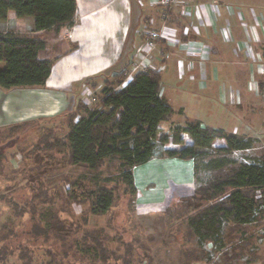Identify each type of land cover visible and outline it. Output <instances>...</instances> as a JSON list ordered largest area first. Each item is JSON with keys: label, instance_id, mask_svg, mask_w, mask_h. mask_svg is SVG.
<instances>
[{"label": "trees", "instance_id": "1", "mask_svg": "<svg viewBox=\"0 0 264 264\" xmlns=\"http://www.w3.org/2000/svg\"><path fill=\"white\" fill-rule=\"evenodd\" d=\"M9 10L14 11L19 18L32 17L33 28L39 31L63 24L71 25L76 1L0 0V20L6 19ZM45 47L46 43L41 39L0 33V88L44 87L53 65V60L39 58V52ZM126 75V70H123L111 73L110 78H104L102 90L92 96L94 106L89 107L85 100L79 99L75 109L65 115V134L62 137L58 135L62 132L61 127L50 128L51 134L46 138H38L21 161H31V157L50 153L54 159L66 160L67 165H84L94 171L105 160L115 158L122 168V183L135 200L137 190L132 172L134 167L153 157L191 160L195 188L192 196L182 203L186 207L182 216L186 218L187 229L197 243L203 248L209 247L213 254L218 253L225 248L226 224L230 226L227 228L229 230L248 226L257 222L258 215L264 211V200L260 196L264 189V154L244 162H236L227 156L205 160L206 154L214 147L212 144L216 140H223L225 146L213 148V151L227 153L248 150L257 138L209 127L199 120L186 121L183 126H171L170 134L159 135L160 123L169 120L173 114V109L160 93L161 73L147 69L135 73L125 82ZM101 77L102 74L88 77L83 83L93 88L94 92L99 87L97 80ZM115 115L118 116L117 121L113 120ZM40 121H27L0 129L1 165L6 161V152L16 140L28 129L39 128ZM182 134L192 140L191 145H183ZM169 141L183 146L165 149L164 144ZM11 157H15V154ZM30 165V169H39L34 162H30ZM199 170L208 174L205 183L197 176ZM24 172L18 167L14 169L12 179L0 175V185L15 177L24 178ZM69 179L64 178L67 182L71 181ZM176 198L183 197L173 191L168 202ZM8 199L12 203L14 196L10 194ZM113 203L112 190L101 188L92 195L90 211L93 215L103 216L109 212ZM12 205L15 206V202ZM31 218L34 219V216ZM43 227L33 224L25 240L30 242L31 239L34 241L39 238L41 233H45ZM53 231L50 234L54 245H49L43 254L49 259L40 261L38 256L35 257V249H28V245L17 247L19 254L16 256L15 251L8 248L14 234L8 233L4 237L8 241L2 246L3 254L0 253L7 259L3 262L0 256V264H8L13 257L14 263L19 261L18 264H86L81 256H84L85 250L93 256V263L89 264H116L120 259L114 253L117 249L109 251L98 234L85 233L82 237L80 232L69 231L64 236L61 234L65 233ZM121 246H130L131 249V245L125 242ZM204 254L208 255L209 252L204 251Z\"/></svg>", "mask_w": 264, "mask_h": 264}, {"label": "rangeland", "instance_id": "2", "mask_svg": "<svg viewBox=\"0 0 264 264\" xmlns=\"http://www.w3.org/2000/svg\"><path fill=\"white\" fill-rule=\"evenodd\" d=\"M170 22H173L171 15ZM206 43L207 49L200 46L193 48L199 53L193 54L192 50H188L184 58H190L186 61L189 66L193 64V67L198 61L206 60L207 74L213 75V90L203 93L196 85L190 83L184 85L185 81L172 84L180 78L172 72L174 71L173 59L170 55L166 76L163 78V91L168 93L175 87L178 96L169 98V101L173 106L182 103L185 108L184 113H177L170 121L160 123V135L161 133L170 134L172 124L183 126L185 117L199 118L205 125L221 127L227 131L257 138L252 148L227 153L213 151V148L225 146L223 140H216L212 144L214 147L206 154L205 160L211 157L227 156L236 162H244L259 157L264 154V87L257 84L259 100L255 98L246 101L247 103L244 102L241 107L234 106L233 110L223 107L232 102L233 95L229 93L231 88L240 90L243 95L248 93L244 90L245 72L249 60H252V57L257 58V50L254 46H250V53L240 52L233 44L224 42L219 34L207 38ZM189 66L185 67L181 79L189 78L188 72L194 74V70L189 71ZM99 83L102 84V82ZM102 88L103 84L94 92L93 88H89L90 93L83 90L82 93L71 95L70 112L75 109L79 99L85 100L89 107H93L92 96L100 93ZM5 90L0 89L3 94L6 93ZM9 90L12 92L17 88ZM242 114L249 119L244 118ZM65 115L44 118L40 121L39 128L28 129L6 152V161L0 164V175L8 179L13 178L14 169L18 167L25 171L24 178L15 177L14 180L7 183L1 182L2 185H0L1 254H3L2 246L8 241L4 237L12 232L14 235L10 234L12 242L10 245L8 243V248L13 249L16 256L19 254L17 247L22 248L28 245V249H35V257L38 256L39 261L47 260L49 257L43 254L49 245H54L52 234H50L54 233V229L65 233L61 234L64 236L69 231L80 232L82 237L85 233L98 234L109 251L117 249L114 253L120 259L116 264H264V211L258 215L257 222L248 226L229 230L227 228L230 226L226 224L225 248L218 253L213 254L209 247L203 248L197 243L187 229L186 218L182 216L186 208L182 203L192 196L195 188L194 177L185 185H178L176 188L167 186L168 190L161 191V200L152 202L150 199L155 196L154 194L149 196L148 191L137 195L136 200L128 194L120 178L122 171L120 162L115 158L105 160L94 171L84 165H67L66 160L54 159L50 153H42L31 157V161L22 162V157L32 149V144L38 138H46L45 136L51 134L50 128L61 127L62 132L58 135L62 137L65 134L67 129ZM228 118L231 121L227 123ZM117 119L118 116L115 115L113 120L117 121ZM247 120L250 121L247 122ZM183 144L191 145L192 140L187 137L185 141L183 140ZM12 154H15V157H11ZM30 162H34L39 169H30ZM197 176L204 183L208 179V174L200 170ZM65 177H69L71 181L67 182L64 180ZM67 187H69L68 191ZM101 188L112 190L114 203L107 214L93 215L90 211L92 195ZM172 189H176L183 198L168 202ZM10 194L14 196L12 203L15 202V206L8 199ZM260 196L264 200V189L260 192ZM32 216L34 219L31 218ZM33 224H39L41 227L43 225L45 233H41L36 240L31 239L27 242L25 238ZM124 242L130 244L131 249H129L130 246L129 248L121 246ZM204 251L209 254H204ZM202 255L206 256L198 259ZM81 256L87 262L86 264L93 263L91 252L88 253L85 250L84 256ZM69 258L71 259V256ZM6 259V256H1V261L6 262ZM14 262L13 257L8 264L19 263V261Z\"/></svg>", "mask_w": 264, "mask_h": 264}, {"label": "crops", "instance_id": "3", "mask_svg": "<svg viewBox=\"0 0 264 264\" xmlns=\"http://www.w3.org/2000/svg\"><path fill=\"white\" fill-rule=\"evenodd\" d=\"M75 1L76 10L71 25L36 31L32 17L19 18L12 10L7 12L5 20H0V33L44 40L46 47L39 52V58L53 60L44 87L17 88L12 92L6 89L5 94L0 91V129L67 114L71 111V95L83 90L90 93V87L83 83L85 78L102 74L103 77L97 80L99 83L111 73L123 70L127 73L125 82L140 71H159L160 93L173 109L172 116L182 114L185 108L182 103L173 106L169 101V98L178 96L176 88L168 93L163 91L168 60L172 55V72L180 78L172 84L185 81L184 85H196L203 93L212 92L213 75L207 74L206 60L198 61L193 67L186 61L190 58L184 56L188 50L198 54V50L194 49L199 46L207 49L206 39L214 34H219L224 42L233 44L240 52L250 53V46H254L258 53L257 58L249 60L245 72L244 90L248 93L243 95L240 90L231 88L232 102L223 106L224 109L233 110L246 101L259 100L257 84L264 87V0ZM150 30L159 34L152 47L145 43V34ZM187 65L189 71L194 70V74L188 72L189 78L183 80L181 77ZM101 86L99 83L98 88ZM244 118L249 119L248 116ZM192 120L201 121L199 118L184 119L185 123ZM229 121L228 118L226 122ZM182 137L185 141L188 136L182 134ZM180 147L182 145L171 141L164 144L165 149ZM132 172L136 197L148 191L149 196H155L150 199L152 202L161 200V191L168 190L167 186L176 188L194 177L192 161L174 157H153L134 167ZM173 191L177 190L172 189L171 194Z\"/></svg>", "mask_w": 264, "mask_h": 264}, {"label": "built area", "instance_id": "4", "mask_svg": "<svg viewBox=\"0 0 264 264\" xmlns=\"http://www.w3.org/2000/svg\"><path fill=\"white\" fill-rule=\"evenodd\" d=\"M159 38V34L156 31H148L145 34V43L148 47H152L154 42Z\"/></svg>", "mask_w": 264, "mask_h": 264}]
</instances>
